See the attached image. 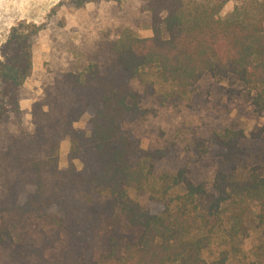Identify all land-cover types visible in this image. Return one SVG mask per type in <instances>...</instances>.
<instances>
[{
    "label": "trees",
    "instance_id": "trees-1",
    "mask_svg": "<svg viewBox=\"0 0 264 264\" xmlns=\"http://www.w3.org/2000/svg\"><path fill=\"white\" fill-rule=\"evenodd\" d=\"M140 6L151 35L122 29L101 63L56 72L31 105V130L20 91L42 27L20 20L1 45L0 264H257L237 243L252 227L264 235V119L248 134L228 127L194 138L171 172L157 164L173 151L143 148L139 126L206 76L236 83L229 92L264 118V0ZM145 72L162 87L137 89ZM86 114V128L74 127ZM205 157L216 164L210 189L190 170ZM214 244L217 255L204 258Z\"/></svg>",
    "mask_w": 264,
    "mask_h": 264
},
{
    "label": "rangeland",
    "instance_id": "rangeland-1",
    "mask_svg": "<svg viewBox=\"0 0 264 264\" xmlns=\"http://www.w3.org/2000/svg\"><path fill=\"white\" fill-rule=\"evenodd\" d=\"M228 2L222 15L232 10ZM33 22L42 27L32 47V72L20 91V108L24 112L23 127L31 130L30 109L41 98L43 89L52 82L56 72L79 71L91 63H101L109 55L110 43L120 30L129 29L139 37L151 35L148 29V13L142 12L140 0H0V47L7 39L11 27L18 21ZM144 81L162 86L155 76L145 72L134 86L142 90ZM236 83L216 82L209 76L202 78L194 90L183 100H169L158 106L139 126L141 145L170 148L174 156L157 164V172L173 171V167L185 156L186 146L194 138H205L223 128H241L248 134L263 122L244 102ZM88 115H83L74 127L85 129ZM69 141L59 146L58 166L68 165ZM77 169L79 161H74ZM215 161L205 157L190 166L191 175L204 182L208 189L215 172ZM264 235L258 228H251L248 237L237 244L246 260L264 264ZM214 244L204 251L206 259L218 253Z\"/></svg>",
    "mask_w": 264,
    "mask_h": 264
}]
</instances>
